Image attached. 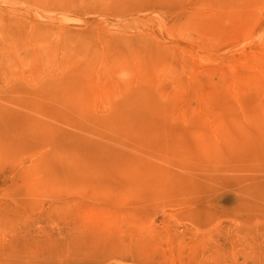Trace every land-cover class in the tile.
Returning <instances> with one entry per match:
<instances>
[{
    "label": "rangeland",
    "instance_id": "rangeland-1",
    "mask_svg": "<svg viewBox=\"0 0 264 264\" xmlns=\"http://www.w3.org/2000/svg\"><path fill=\"white\" fill-rule=\"evenodd\" d=\"M0 264H264V0H0Z\"/></svg>",
    "mask_w": 264,
    "mask_h": 264
}]
</instances>
